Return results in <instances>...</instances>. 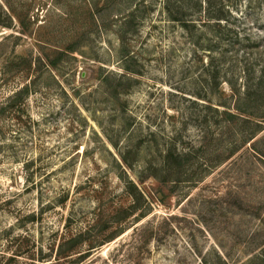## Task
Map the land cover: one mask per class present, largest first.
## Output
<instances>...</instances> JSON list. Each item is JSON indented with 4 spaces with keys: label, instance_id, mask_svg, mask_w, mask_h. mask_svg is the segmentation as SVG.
I'll use <instances>...</instances> for the list:
<instances>
[{
    "label": "rangeland",
    "instance_id": "obj_1",
    "mask_svg": "<svg viewBox=\"0 0 264 264\" xmlns=\"http://www.w3.org/2000/svg\"><path fill=\"white\" fill-rule=\"evenodd\" d=\"M213 1L220 25L206 0H0V255L84 233L61 264H264V130L223 113L264 0Z\"/></svg>",
    "mask_w": 264,
    "mask_h": 264
},
{
    "label": "trees",
    "instance_id": "obj_2",
    "mask_svg": "<svg viewBox=\"0 0 264 264\" xmlns=\"http://www.w3.org/2000/svg\"><path fill=\"white\" fill-rule=\"evenodd\" d=\"M206 3L207 7L205 8V12L207 13L208 19L216 20V25H220L222 23V20L225 19L222 7H216L213 0H206ZM189 23L190 22L188 21L185 22L187 26H189ZM258 72L259 74L257 75V77H253V81L248 82V87L242 94L236 91L237 98L234 106V109L236 111H230L229 109L231 108V106L227 105L226 103L223 104L226 106V108L223 109L224 114L230 116H241L254 123V129L250 137L251 139L255 138L260 132L264 130V62L259 67ZM29 90V85H25L22 88V91L24 92H29ZM121 155L123 161L126 164L131 165L129 157L125 153ZM182 157L183 156L181 153H176L172 150H169L164 155L162 164L166 168L167 166L172 164L173 161L180 163L179 160ZM134 189L136 191H134ZM127 191L134 197V208L136 209L138 207V205L136 204L138 197L139 195L141 197L143 195L138 191V186L132 180L127 183ZM135 209L133 210V212L135 211ZM83 235L84 233H73L64 242L60 243V247L56 251L55 258H53V252L41 251L40 255H38L34 250H32L27 255L29 258L28 261H21L19 256H24V251L19 250L9 257L0 255V264H61V258H67L71 256L74 250H77L78 246L85 241L83 239ZM111 237L114 238V235ZM95 246L97 245H93V243H91L90 248H93ZM83 254L84 253H82L79 259H77L78 263L80 262V260H82L81 258L84 256ZM38 260L42 263H38ZM68 262L69 260L65 261V263L62 264H71ZM78 263L74 262L73 264Z\"/></svg>",
    "mask_w": 264,
    "mask_h": 264
}]
</instances>
